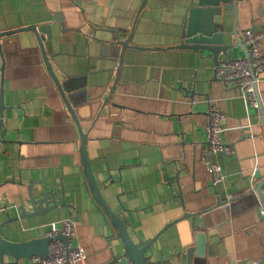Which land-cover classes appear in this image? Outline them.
I'll use <instances>...</instances> for the list:
<instances>
[{
  "label": "crops",
  "instance_id": "1",
  "mask_svg": "<svg viewBox=\"0 0 264 264\" xmlns=\"http://www.w3.org/2000/svg\"><path fill=\"white\" fill-rule=\"evenodd\" d=\"M192 2L0 0V30L48 28L38 30L42 43L27 28L0 38V93L4 88L8 106L0 207L12 216L23 207L31 213V190L39 198L54 189L67 202L2 226L7 238L46 236L50 222L73 216L75 239L87 251L78 264H103L124 248L90 189L79 126L50 64L88 132L98 186L123 212L134 239L146 243L186 212L196 214V223L182 218L158 236L147 251L161 261L155 264H187L185 249L202 224L209 238L205 264H264V203L251 192L260 181L264 192V120L248 107L241 86L217 75L212 52L176 46ZM238 9L237 16L224 10L215 18L225 23L227 41L240 40L232 57L248 47L243 32L264 23V0H242ZM235 29L237 35L230 33ZM115 40L134 46L121 58L108 44ZM225 57L222 52L219 60ZM259 91L264 102V80ZM208 95L226 113L224 138L237 150L219 155L227 177L217 186L201 161ZM227 197H235L231 205L218 203ZM6 217L0 210V221Z\"/></svg>",
  "mask_w": 264,
  "mask_h": 264
},
{
  "label": "water",
  "instance_id": "2",
  "mask_svg": "<svg viewBox=\"0 0 264 264\" xmlns=\"http://www.w3.org/2000/svg\"><path fill=\"white\" fill-rule=\"evenodd\" d=\"M241 1L242 0H193V2L188 7L189 13L184 25L185 30L183 40L180 44L176 46L182 48H192L198 51L200 54H203L204 51H210L213 53V56L216 61H219V56L222 52L227 53L228 57H232V51L234 48L240 45V40H238V42L227 41L228 31L225 27V23L223 21H216L215 18L216 16L222 15L224 10H234L237 16L239 12V3ZM26 28L32 29L37 32L42 43L40 32L38 30L46 29L47 27L39 28L35 25H27L26 27H21L18 29L0 30V38L7 36L14 31L26 30ZM230 33L237 35L236 29L234 31H231ZM110 43L114 48H116V52L119 51V54L121 53V58L123 57V54L126 49L134 46L130 44L129 40H115L113 42H109L108 44L110 45ZM49 67L57 83L59 84V87L61 89L62 94L64 95L65 100L68 102L74 119H76L78 123L80 134L82 136L81 153L83 154L85 160V170L87 171V178L89 181L90 189H92V193L95 196L98 204L105 210V213L110 219L111 224H113L118 237L121 238L122 241H124V248L121 254L117 255L114 253L111 260L103 264H155L156 262L160 263L161 261L159 260H157L156 262L153 261L151 256L147 254L148 249L156 242L158 236L162 232H164L168 227H170L173 222L178 221L182 218L192 217L193 221L196 223V214L192 212H186L183 216L174 219L171 223L166 224L160 231L155 234L153 238H151L146 243L135 240L129 229L130 224L123 216V212H117L113 209L112 206H110V204L107 202L106 198L103 195L102 189H100L98 186L94 171L92 170L90 157L87 152V142L89 138L88 132L84 130L81 120L77 116L74 105L69 99L70 96L67 93L68 88L66 89L65 85L61 83L60 79L57 77L54 72V69L50 66V64ZM7 107L8 106L5 103V89L3 88L0 93V136L1 129L4 124V111ZM257 112L261 114L262 119L264 120V103L262 101L260 102ZM0 140H2L1 137ZM261 183L262 181L257 183V185L252 189L251 192L256 193L260 198L259 201L264 203V192L262 191ZM234 199L235 197H230V199L228 198L227 201H233ZM225 202L219 201L218 203L224 205ZM31 203L32 207L34 208L31 213H28L27 208L23 207L22 214H17L14 216H12L11 210L8 209L6 205L0 207V210L5 211L7 214V217L0 221V264H19L20 259L22 258L31 259L33 255H39L43 257L49 254L50 241L55 238L52 235L35 237L25 241H12L7 238L2 232V226L10 224L14 220H17L19 217L28 216L27 214L45 213L54 207L64 206L67 202L64 199H60L59 193L56 190L49 189L43 194L42 197L39 198H37L34 194V191L31 190ZM57 238L62 239L66 243H69V237L61 233L57 236ZM194 239V243H191V245L187 246L184 252L185 256L187 257V264H193L194 262L198 264H205L207 261V247L209 243V238L207 235L206 226L204 224H202L198 228ZM177 255L179 256L181 255V253ZM5 256H9L12 259L7 261L5 259ZM170 261L171 260H169V262Z\"/></svg>",
  "mask_w": 264,
  "mask_h": 264
},
{
  "label": "built area",
  "instance_id": "3",
  "mask_svg": "<svg viewBox=\"0 0 264 264\" xmlns=\"http://www.w3.org/2000/svg\"><path fill=\"white\" fill-rule=\"evenodd\" d=\"M243 39L248 46L246 51L237 57H225L219 60L216 73L230 86H241L248 107L257 112L260 102H263L259 82L264 80V52L262 51L264 23L245 30ZM191 98L193 103L197 101L195 97L191 96ZM205 100L208 103L205 112L207 139L202 148L201 161L210 170L213 184L217 186L227 177L219 155L222 153L233 155L237 150L224 138L226 113L219 107L214 97L208 95ZM229 204V201L225 202V205L229 206ZM76 221L75 217L67 216L50 222L47 235L55 237L50 241V252L43 257L33 255L30 264H78L85 259L86 248L75 239L78 235ZM60 233L69 237V243L57 238Z\"/></svg>",
  "mask_w": 264,
  "mask_h": 264
}]
</instances>
